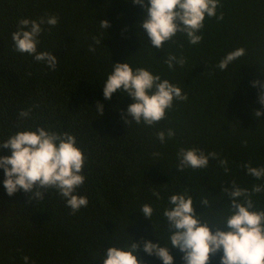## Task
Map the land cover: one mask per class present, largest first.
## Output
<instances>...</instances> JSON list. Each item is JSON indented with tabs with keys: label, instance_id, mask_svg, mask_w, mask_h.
Wrapping results in <instances>:
<instances>
[{
	"label": "trees",
	"instance_id": "1",
	"mask_svg": "<svg viewBox=\"0 0 264 264\" xmlns=\"http://www.w3.org/2000/svg\"><path fill=\"white\" fill-rule=\"evenodd\" d=\"M221 5L217 16L222 12L224 19L206 17L199 44L190 45L185 35L177 34L161 50L138 27L145 11L132 0H0V142L37 126L74 134L86 157V181L77 192L89 201L73 215L55 190L42 201L22 190L9 196L0 169V264H24V256L30 257L29 264H102L99 257L106 248L123 247L131 237L141 243L137 256L143 264H163L143 252L142 242H158L153 223L166 240L161 213L169 195L187 189L194 200L216 202L220 184L232 178L242 186L254 183L240 164H264V115L253 116L264 105L252 86L255 80L264 83V0H221ZM48 16L58 17V23L42 25L38 50L57 56L55 71L18 53L11 39L21 18ZM104 19L111 25L107 30L99 27ZM93 37L101 43L90 52ZM237 48L246 54L226 71L217 69ZM167 53L182 55L186 63L169 69ZM127 61L134 69L143 67L168 79L188 99L174 101L154 127L134 120L128 125L123 117L132 99L114 93L107 100L102 85L113 63ZM28 108L31 117L20 118V110ZM168 128L176 135L161 144L156 132ZM181 147L219 153L228 159L232 174L225 175L212 160L206 169L178 172ZM10 154L0 151V156ZM153 191L163 199L157 200ZM145 203L155 210L153 223L139 212ZM223 204L220 200L215 209ZM195 207L197 214L208 211L200 204ZM171 254L176 264H183L179 250ZM220 255L211 264H219Z\"/></svg>",
	"mask_w": 264,
	"mask_h": 264
},
{
	"label": "clouds",
	"instance_id": "2",
	"mask_svg": "<svg viewBox=\"0 0 264 264\" xmlns=\"http://www.w3.org/2000/svg\"><path fill=\"white\" fill-rule=\"evenodd\" d=\"M132 3L142 6L145 11V17L138 27L146 31L151 45L161 50L177 34L185 35L190 45H197L203 40L200 33L205 26L206 17L216 18L218 21L224 19L222 12L217 16L218 8L222 7L221 0H132ZM57 23L56 16L40 17L39 20L21 18L18 20L17 30L11 34L15 50L32 56L35 61L45 63L55 71L57 56L48 51H39L38 45L43 32L42 25L55 26ZM110 26L108 19L99 21L101 29L107 30ZM93 41L94 44L89 46L90 52H95V45L101 43L97 37H93ZM245 54L244 48L230 51L219 61L216 68L226 71L230 64ZM164 62L169 69L174 70L177 64L183 67L186 59L182 55L167 53ZM102 85L103 95L107 100L114 93L132 99L133 102L123 117L128 125L134 120L136 124L154 127L166 118L174 101L188 99L182 89L168 79H162L160 75H154L143 67L134 69L128 61L113 63L112 71ZM252 86L258 88V102L264 105V83L255 80ZM97 109L102 116L104 109L99 102ZM31 113L32 108L22 109L19 117L30 118ZM261 115H264V111L254 110V118ZM175 135L172 128L156 132L161 144H165ZM4 149L11 153L0 156V169L5 174L3 185L7 195L12 196L22 190L26 194L31 193V198L42 201L45 193L55 190L73 215L88 206V198L77 192L86 181L83 174L86 157L78 147L74 134L37 126L35 130L18 131L0 142V151ZM153 155L159 157L161 154ZM210 160L215 161L225 175L232 174L226 157H221L215 151L206 152L195 147L179 149L175 168L181 173L186 169H206ZM240 168L254 183L250 187L242 186L232 178L220 184L223 186L222 193L216 202L207 197L194 200L187 189L182 193L169 195L168 207L161 213L166 240L162 241L156 234V225L152 220L154 208L147 203L141 205L139 212L152 221L154 234L158 238L156 243L144 240L143 252L156 257L163 264H176L171 254L172 249L183 254V264H211L212 257L221 253L219 264H264V204L261 203L264 200V164L253 166L248 161L241 163ZM152 195L157 200L163 199L159 191H153ZM220 200L224 201L223 207L215 209ZM196 204L207 207L208 211L197 214ZM140 250L141 243L131 237L130 242L123 247L106 248L99 259L102 264H143L137 256ZM23 260L24 264H29L30 257L24 256Z\"/></svg>",
	"mask_w": 264,
	"mask_h": 264
}]
</instances>
